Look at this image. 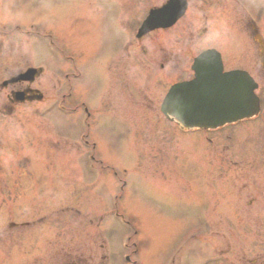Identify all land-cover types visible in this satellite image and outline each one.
<instances>
[{
  "label": "rangeland",
  "instance_id": "374dc122",
  "mask_svg": "<svg viewBox=\"0 0 264 264\" xmlns=\"http://www.w3.org/2000/svg\"><path fill=\"white\" fill-rule=\"evenodd\" d=\"M161 1L151 0L153 4ZM208 1L220 4L217 8L219 12L213 13L209 17L210 28L196 46H193L191 55H195L206 44H218V47L226 55H229V58L232 53L238 56L237 59L246 60L249 68H255L252 67L255 61L254 51L248 43L245 33L226 17V15L229 16L226 12L227 6H232L236 12L241 11L242 14L239 2L243 0ZM246 1L254 13L263 11L260 14L261 19L256 20V25L264 40V18L262 19L264 17V0ZM99 2L102 4V0H0V25L4 26L2 28L6 33L5 36H0V49L18 52L15 58L17 61L11 60L6 63L0 61V69L4 65L8 69H5L7 72H4L3 69V72L0 70V82L11 73H15V67L9 63L14 61V63L26 67L34 63L32 60L46 59L37 51L39 48L37 39L31 35L22 36L18 32L29 29L27 26L29 21L43 23L45 28L52 30L56 37L63 40L62 45H65L66 40L71 37V33L79 32L82 35L97 33L99 30L97 23L100 18L96 7ZM220 6H225V9H221ZM17 23H22L21 28H16L18 31L13 28ZM183 26H186L187 29L190 28L187 17L173 29L177 32ZM230 26L232 29L229 28ZM234 33L237 34L234 36L239 39L242 37L247 44L236 51L229 52L226 47L228 35ZM191 55L187 57L186 63L189 62ZM48 59L50 58L48 57ZM52 62L49 64L51 65L50 69L44 71L41 79V86L46 93L45 101L43 103L11 104L12 107L9 108L12 109L13 115L7 119H0V128L9 127L7 156L3 158L0 151V186L4 178L9 181V194L3 192L4 190H1L2 193L0 192L3 196L0 203V226L7 219L15 223L32 220L33 211L38 212V209L49 206L56 210L62 208L58 214L56 212V216H51L50 219L46 217L44 223L50 224L54 221L59 226L67 225L71 228L70 226H78L79 223H82V216L83 221L85 218L91 217L92 212L84 199L86 177L84 159H89L88 156L93 153L97 160L114 168L122 178L121 180L127 183L118 209L119 213L126 217L129 225L109 214L107 217L103 216L104 220L100 230L99 227L92 226L90 231L83 232V234L74 232L68 239L77 246L95 239L98 241L104 236L106 264H129L124 258L125 254H129L130 251L124 247L126 243L135 245L139 250L134 254V257H129L141 264H169L168 262L174 264L172 257H175L174 260L178 264H185L186 259L184 260L181 255L182 252L171 255L173 253L171 246L178 240L193 238L188 237L190 234L187 230L189 227H193L195 214L210 217L208 222L213 225L217 224L218 219L223 220L224 218L220 210L227 212L228 209L229 211L232 209L230 208V198H233L235 207H241V204L238 206L240 200L233 195L236 192L232 193V189L224 184L228 181V176L232 174L227 171V165L234 161L233 169H239L240 176L252 175L251 167L255 165L256 174L264 175V113L259 117L260 121L255 120L245 125L241 124L237 128L225 127L213 133L217 134L213 138L218 142V147L212 153L206 148L203 154L204 143H195L193 138L179 137V140L177 137L169 136L168 141H165L163 134L155 137H153V133L141 135L142 126L133 127L130 122L122 123L119 129H113L105 134L100 135V131L92 132L91 140L96 142L97 147L91 151V149L80 147L78 144L83 131L82 127L76 126L75 119L70 115H57L54 113V109H51L53 108L51 95H53L55 83L58 86L61 85L57 76H61L62 72L59 70L60 62L55 65ZM226 62L231 63L232 61L227 58ZM61 65L64 66V63ZM22 71L24 70L22 69ZM174 74L175 72L170 69V80ZM253 74H256L254 77L259 82V87L262 88L260 93L264 98V75H258L256 70ZM61 81L63 83V78ZM83 86L81 82L77 84V87L82 88ZM98 87V85L90 84V88ZM17 88L10 87L1 93L6 96L12 89L16 90ZM122 105V111L125 114L130 111L131 108L126 105L124 99ZM42 113H44L42 118L37 115ZM104 123L108 130L110 123L106 121ZM161 123L164 126L165 121H159L155 117L146 122L153 128V131ZM135 130H139L137 135ZM229 135L232 136V140L230 143H226L224 138L226 139V136ZM241 138L242 141L244 139L242 143ZM196 141L199 142V140ZM109 143L112 144L109 145ZM172 144L174 146L168 150V146ZM1 145L4 144L0 143V148H2ZM192 145L201 146L194 147ZM225 145L228 148L224 147ZM202 154L206 158L202 157L200 160ZM212 162L215 165L208 166V163ZM196 164L204 166H200V170L201 172L205 171L208 179L216 174L219 181L223 183L213 185L211 190L209 187L211 183L207 186L204 185V182H207V178L204 176L201 180L193 181L191 179L190 182L182 184L180 176H182L183 168L190 165L194 167ZM8 168L10 170L7 171ZM212 169L213 172H211ZM94 173L97 184L90 195L91 197L89 196V206L95 209L111 207L114 205L115 194L120 195L116 184L117 180L115 181L110 169ZM237 175L235 174V176ZM12 179L16 180L15 183L12 182ZM20 180L23 183H18ZM17 185L21 187H17ZM236 185H241V180L237 181L233 190L236 189ZM24 191L26 195L21 197ZM237 192L242 191L237 190ZM217 195H221V197ZM256 206H259L261 211L258 212L254 209L249 216L242 218L237 213L230 211L228 221L231 223L233 216L234 235L226 230H220L225 234V238L235 239L234 241L238 243L233 245L234 249L232 247L235 254L233 255L231 252L228 254L230 260H232V256L239 262H247L252 256L264 259L262 257L264 243L260 241H264V216H262L264 204ZM198 208L202 209V212L197 211ZM78 210L79 215L76 214ZM207 210L210 212L205 214ZM71 213L73 215H70ZM261 216L262 221H260ZM257 217L261 227L259 222H255ZM47 226L48 224L45 225V227ZM6 231L4 233L5 247L0 248V257L5 255L7 259L10 258L8 264H16L14 261L16 256H13H18L22 252V248L19 247L20 239L35 232L32 228L21 229L19 227H8ZM214 235H216L215 232H213ZM209 236V231L204 234L203 241L205 242L203 244L216 245L214 242L208 241ZM216 238L220 239V237ZM187 250L188 248L184 252L188 253Z\"/></svg>",
  "mask_w": 264,
  "mask_h": 264
},
{
  "label": "flooded vegetation",
  "instance_id": "af4514ba",
  "mask_svg": "<svg viewBox=\"0 0 264 264\" xmlns=\"http://www.w3.org/2000/svg\"><path fill=\"white\" fill-rule=\"evenodd\" d=\"M147 1L103 0L102 4L96 7L100 18V40L97 41V47L93 48L96 58L87 59L82 67L84 93L89 83H93L100 87L101 96L105 93H107V96L104 100H92L90 105L84 102L81 104L86 117L84 122L87 128L90 126L88 121L92 117L101 116L103 110H109L115 116L121 113L125 114L122 111L123 99L126 105L131 108L126 113L130 118L144 120L153 116L163 117L158 107L167 88L172 84L171 82L183 81L188 76L187 72L190 65L189 62L186 63L187 57L193 52V45L196 40L202 37L197 30L199 23L203 18H207L206 12L215 14L219 12L217 8L220 5L213 1L189 0L185 15L177 22V25L187 17L192 24L190 28L187 29L186 26H183L177 32L173 28L162 31L156 30L137 38L138 24L145 18L150 7ZM220 8L225 9V6H220ZM226 12L229 14L226 17L233 18V21H235L234 14H238V12L232 6H227ZM241 18L242 28L248 31L249 39L253 41L257 52L261 54V50H259L260 43L254 26L248 18L244 19L242 16ZM227 41L226 47L229 52L236 51L247 44L243 39L237 41V38L228 39ZM226 57L232 61L231 63H225L226 70L264 71V63L255 64V68H249L246 60L242 61L243 58L237 59V55L230 53V58L229 55H226ZM245 57L247 58L246 55ZM70 59L73 61L72 57ZM170 69L175 72L172 77L174 80L169 78ZM70 70L71 75L74 77L78 76L77 73H81V71L76 70L74 64H71ZM70 89H73V87L70 86ZM0 112L5 113L4 107ZM165 119L169 118L165 117ZM112 128L116 129L115 126ZM166 135H168L167 128H165ZM188 136L193 138L195 143H201L202 141V137L196 132L188 134ZM213 136L215 135L207 136L205 134L204 136L205 140L209 142L208 149L211 153L217 147L216 139ZM196 140H199V142ZM229 164L227 171L230 169L233 173L232 165L234 162ZM214 165V162L210 163V167ZM184 172H186V168H184ZM190 172L188 169L187 173L182 175L181 178L183 180L192 177L197 178V176H189ZM211 172H213V169ZM236 178L241 180L240 189H242V204L244 205L243 210L237 208L239 213L246 217L254 209L258 212L261 211V208L256 205L264 204V175L253 177L242 175ZM234 179L235 176L230 175L226 182V185L232 191L235 186ZM3 184L6 185L7 181H4ZM89 190L90 188L87 191ZM113 210L116 211V208ZM102 212L103 209H94L92 215L95 217L101 215ZM88 221L91 222L92 220L88 219ZM19 224V228L31 227L35 233L20 239L19 247L22 248V252L16 264H103L104 262V246L101 239L98 241L95 239L76 246L73 241L64 238L71 233L69 227L63 228L59 232L57 225L52 224L40 229L35 220L32 222L24 220ZM226 227L229 228V225ZM2 232L5 231L2 229ZM212 242L218 243L220 241L214 240ZM261 242L264 243V241ZM220 246L225 248V253L232 247L230 240L227 239L221 240ZM3 247H5L4 243L0 242V248ZM229 258L230 256L225 259L210 257L203 264H264V259L258 257H253L247 262H239L233 256L231 257L232 260ZM9 259L0 257V264H8ZM185 264L196 263L186 262Z\"/></svg>",
  "mask_w": 264,
  "mask_h": 264
},
{
  "label": "water",
  "instance_id": "95a60500",
  "mask_svg": "<svg viewBox=\"0 0 264 264\" xmlns=\"http://www.w3.org/2000/svg\"><path fill=\"white\" fill-rule=\"evenodd\" d=\"M204 63L200 59L197 64L199 67L198 82L195 87L198 93L195 97V104L192 106L196 118L186 119L183 122L186 121L189 125L197 124L215 128L243 117H250L258 111V100L253 94L256 85L251 78L244 73L232 72L210 79L208 78L210 72ZM189 92V87L178 89V86H174L167 102H170V106L176 111L182 110L181 103L184 100L180 99V95Z\"/></svg>",
  "mask_w": 264,
  "mask_h": 264
}]
</instances>
